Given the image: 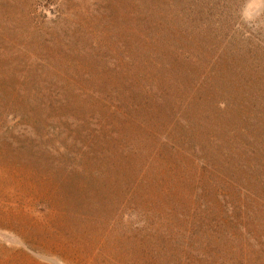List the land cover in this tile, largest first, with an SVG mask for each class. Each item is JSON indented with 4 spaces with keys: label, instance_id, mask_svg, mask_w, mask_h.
I'll list each match as a JSON object with an SVG mask.
<instances>
[{
    "label": "rangeland",
    "instance_id": "1",
    "mask_svg": "<svg viewBox=\"0 0 264 264\" xmlns=\"http://www.w3.org/2000/svg\"><path fill=\"white\" fill-rule=\"evenodd\" d=\"M29 256L264 264V0H0V264Z\"/></svg>",
    "mask_w": 264,
    "mask_h": 264
},
{
    "label": "crops",
    "instance_id": "2",
    "mask_svg": "<svg viewBox=\"0 0 264 264\" xmlns=\"http://www.w3.org/2000/svg\"><path fill=\"white\" fill-rule=\"evenodd\" d=\"M14 261H15V264H18L17 259H15ZM16 262H17V263H16ZM36 263L38 264L39 261H38L37 259L33 258V256H29V258H28V262H26V263H24V262H20V264H36Z\"/></svg>",
    "mask_w": 264,
    "mask_h": 264
}]
</instances>
